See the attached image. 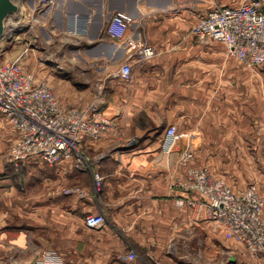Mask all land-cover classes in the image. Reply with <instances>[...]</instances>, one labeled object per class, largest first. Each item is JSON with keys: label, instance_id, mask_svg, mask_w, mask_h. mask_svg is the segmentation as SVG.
Masks as SVG:
<instances>
[{"label": "crops", "instance_id": "obj_1", "mask_svg": "<svg viewBox=\"0 0 264 264\" xmlns=\"http://www.w3.org/2000/svg\"><path fill=\"white\" fill-rule=\"evenodd\" d=\"M11 1L16 10L4 21V35L17 28L14 59L23 71L38 77L37 62L47 61L39 56L51 45L64 47L70 65L63 72L86 77L92 70L101 81L100 107L111 120L99 138L82 140L92 170H77L72 159L52 166L39 162L60 190L45 201H28L27 210L23 201H0V264H31L47 250L72 264H174L176 243L195 237L198 227L245 247L202 207L189 204L197 194L178 183L184 177L179 151L185 147L194 153L193 166L205 164L217 175L244 172L242 159L264 154V69L245 67L224 42L199 41L191 32L211 0H193L184 10L179 0ZM116 13L132 19L123 39L107 34ZM131 42H146L156 54L137 62ZM124 62L131 63L129 79L118 71ZM83 95L60 98V105H86L90 97ZM169 125L185 136L164 152ZM12 130L14 142L18 134ZM66 187L83 195L64 192ZM98 212L105 224L87 227L84 217ZM130 249L134 260L126 258Z\"/></svg>", "mask_w": 264, "mask_h": 264}, {"label": "built area", "instance_id": "obj_2", "mask_svg": "<svg viewBox=\"0 0 264 264\" xmlns=\"http://www.w3.org/2000/svg\"><path fill=\"white\" fill-rule=\"evenodd\" d=\"M50 0H43V2ZM212 5L199 15L191 32L199 41H222L230 54L245 67L257 68L264 64V0H232L222 3L211 0ZM131 17L116 13L107 26L112 39H123ZM131 55L137 62L150 59L156 54L154 47L146 42H131ZM18 58L0 62V113L7 117L18 138L11 144L6 162L17 168L21 163L41 162L56 165L64 159H72L77 170H92L93 159L82 149L83 138H99L109 127L110 120L104 115L101 104L103 94L96 96L84 107L63 108L52 86L46 79L36 80L34 75L23 71ZM124 79H129L131 63L124 62L118 69ZM185 136L175 125L166 127L162 149L170 152L178 140ZM193 151L185 147L179 151L178 162L184 169V178L179 185L197 194L196 199H187L191 205L202 207L208 219L221 223L226 235L241 242L253 254H264V219L261 215V198L254 185L244 190L230 189L221 178L211 175L204 166L190 162ZM95 187L100 185V176L93 173ZM80 195L83 192L74 188ZM70 192V191H69ZM185 200L178 198L182 205ZM106 219L100 212L89 213L84 223L89 228H98ZM127 260L137 254L129 250ZM31 264H72L53 250L41 253Z\"/></svg>", "mask_w": 264, "mask_h": 264}, {"label": "rangeland", "instance_id": "obj_3", "mask_svg": "<svg viewBox=\"0 0 264 264\" xmlns=\"http://www.w3.org/2000/svg\"><path fill=\"white\" fill-rule=\"evenodd\" d=\"M179 2L180 10L188 9L187 7L190 8L193 4V0H179ZM11 21H9L10 24L13 23ZM9 28L8 33L5 32V35L3 33L1 39L4 40V45L0 48V62L12 61L16 57L17 50L14 48L13 39L17 28L12 29L11 26ZM28 33L27 30L23 35L28 36ZM48 49L50 52H45L39 56L48 62H37L38 68H35V72L38 77L35 78L40 81L46 79L54 89L58 101L63 97L65 100H68V97L74 99L79 96L80 91V99L86 93L90 97L88 103L90 104L96 96L102 94V87L99 84L101 81L94 76L92 70L89 69L85 72L86 77H67L63 69L70 63L64 61V47L51 45ZM260 68L264 69V64ZM44 69L48 70L47 73ZM86 105L81 102L75 107L81 108ZM13 128L10 120L0 113V184L2 185L0 201H23L24 206H22L27 210L28 201H45L48 194L60 190V184L59 182L56 184L54 176L53 178L49 177L50 171L46 166L40 165L39 162L38 164L35 163V166L32 162L21 163L17 168L6 162L7 154L14 139ZM89 157L93 159L91 156ZM242 161L245 168L243 167L244 172L239 174L217 175L213 174L205 164L195 166L207 167L212 176L221 178L234 191L244 190L248 186L254 185L264 203V154L258 159L245 158ZM72 189L74 188L66 187L63 188V191L68 193ZM263 206L264 204H262L261 210L262 218ZM22 218L25 219L23 214ZM39 229L40 227H38ZM173 261L174 264H264V254L250 253L246 247L233 242L232 239L223 240L216 234L198 227L195 237L191 239L182 238L176 243Z\"/></svg>", "mask_w": 264, "mask_h": 264}, {"label": "water", "instance_id": "obj_4", "mask_svg": "<svg viewBox=\"0 0 264 264\" xmlns=\"http://www.w3.org/2000/svg\"><path fill=\"white\" fill-rule=\"evenodd\" d=\"M15 10L16 7L11 0H0V39L3 38L5 19Z\"/></svg>", "mask_w": 264, "mask_h": 264}]
</instances>
